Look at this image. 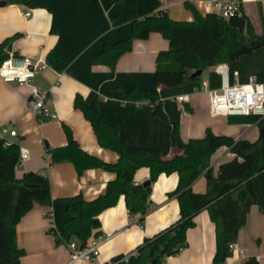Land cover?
I'll return each instance as SVG.
<instances>
[{
  "label": "crops",
  "instance_id": "obj_1",
  "mask_svg": "<svg viewBox=\"0 0 264 264\" xmlns=\"http://www.w3.org/2000/svg\"><path fill=\"white\" fill-rule=\"evenodd\" d=\"M242 10L253 22L258 21V9L264 14V0H240ZM0 44L10 45L6 57L29 56L42 59L53 52L64 62V68L55 71L48 65L34 78L39 89L45 90V105L54 113L52 120L37 121L27 105L29 89L0 81V127L15 131L10 139L18 149L27 150V158L13 168L16 178L27 172L45 175L50 186V204L33 203L15 225L17 246L24 252L18 264H103L112 256L134 251L144 238L151 237L176 221L178 201L168 194L175 189L177 175L160 173L149 181V169L141 167L132 175V182L148 180V206L142 215L129 214L123 196L96 217L99 220L98 255L91 262H68L64 241L57 242L63 221V199L81 194L92 199L103 192L106 182L114 177L111 172L92 168L77 175L69 162L45 167L49 162L47 149L66 144L62 126L83 152L94 155L105 163H114L117 155L101 148L89 123L72 101L79 95L84 103H95L100 117L117 125L119 140L124 144L145 146L159 151L161 160L170 159L177 150L170 146L171 129L175 123L183 142L202 138L208 128L215 135H227L233 140L254 142L259 137L257 121L238 118L231 121L225 116H211L207 111L206 91L221 86V76L213 66L201 70L197 77L178 86L167 88L153 84L155 57L168 48L160 34L150 33L146 40H134L130 49L116 60L112 68L94 63L105 43H115L130 35L129 23L109 19L115 12L113 0H32L33 6L18 5L12 0H0ZM159 10L175 21H191V8L200 15L214 13L204 0H158ZM29 12L23 17L22 13ZM236 76L231 83H245L249 77L264 71V46L248 56H241L227 64ZM205 74L203 76V73ZM192 71L191 73H193ZM204 83V85H203ZM156 88L166 119L155 118L145 101L126 97L130 88ZM177 96H184L183 110L178 109ZM1 144V140H0ZM48 156V157H47ZM242 158L223 146L209 158L208 166L217 177L223 166L231 168ZM259 164L264 165V159ZM252 190L257 203L249 206L246 220L234 240L240 250L232 251L222 264H240L254 256L264 264V170L252 178ZM194 192H204L203 174L192 180ZM48 213V215H46ZM193 224L185 230V245L176 253L165 256L161 264H213L215 230L206 209L194 213Z\"/></svg>",
  "mask_w": 264,
  "mask_h": 264
},
{
  "label": "trees",
  "instance_id": "obj_2",
  "mask_svg": "<svg viewBox=\"0 0 264 264\" xmlns=\"http://www.w3.org/2000/svg\"><path fill=\"white\" fill-rule=\"evenodd\" d=\"M238 12L229 18L218 17L214 13L200 15L191 8L192 20L181 22L168 18L159 10L158 0H113L115 12L109 19L118 24L129 23L130 35L115 43H105L93 62L112 68L116 60L130 49L134 40H146L150 33L160 34L168 42L165 51H159L154 61L153 84L172 88L187 82L192 71L206 67L229 64L241 56H248L255 49L264 46V14L258 9L257 25L242 10L240 0ZM18 5L33 6L32 0H12ZM0 44V62L6 57ZM46 64L55 71L64 68V62L58 55L49 52ZM231 72L229 75V83ZM258 81H264V71L255 75ZM126 97L149 104L153 117L166 119L159 102L156 88H130ZM96 137L97 144L117 155L114 163H105L89 155L78 147L66 126H62L66 144L59 148L47 149L48 165L69 162L77 175L92 168L114 174L106 182L103 192L92 199H84L77 193L63 199V221L56 240H74L82 246L98 234L97 214L113 205L119 195L125 200L129 214H138L140 219L148 206L150 186L135 184L132 175L141 167L149 169V181L160 173H176L175 189L169 196L178 201V215L175 222L161 229L151 237H146L135 247L134 254L120 264H161L165 256L176 254L185 245V230L193 224L195 212L206 209L213 222L214 253L213 264H222L230 255L227 243L234 241L238 229L246 220L249 206L257 203L252 190L251 178L264 170L259 162L264 159V118L256 116L243 118L257 121L259 137L254 142L244 139L237 141L227 135H215L208 128L202 138H191L183 142L178 134L177 125L171 129L170 146L178 153L168 160H161L158 150L123 144L117 136V125L103 120L95 103L86 104L79 95L72 101ZM238 118H229L234 121ZM227 147L242 158L239 164L231 168L223 166L219 175L214 177L208 166L210 156L220 147ZM19 158L18 145L0 144V264H18L24 252L17 246L15 225L34 202L49 205L50 186L45 175L27 172L16 178L13 168ZM203 174L206 181L204 192L191 189L192 180ZM47 215V213H46ZM121 254L112 256L118 258ZM104 264V263H103ZM240 264H259L254 256H248Z\"/></svg>",
  "mask_w": 264,
  "mask_h": 264
},
{
  "label": "built area",
  "instance_id": "obj_3",
  "mask_svg": "<svg viewBox=\"0 0 264 264\" xmlns=\"http://www.w3.org/2000/svg\"><path fill=\"white\" fill-rule=\"evenodd\" d=\"M206 6L218 17L229 18L238 12V4L232 0H204ZM23 17L29 16V12L22 13ZM47 67L46 62L40 59H32L29 56L16 58L8 55L0 62V81L12 83L17 86L26 85L29 89L27 95V105L35 115L38 122L52 120L54 113L45 105L47 93L39 89L34 78L41 70ZM214 70L221 76V86L218 89L206 91L207 111L211 116H225L228 118H249L256 116L258 119L264 118V81H258L255 76L249 77L245 83H229V67L226 63L213 66ZM232 78L236 76L231 72ZM204 85V83H203ZM175 101L178 109L183 110V103L186 102L184 96H177ZM15 135L13 129L0 127V140L3 146H9L13 142L10 138ZM19 158L16 166L28 156L27 150L18 149ZM48 157V156H47ZM49 166L48 162L45 167ZM48 215V213H47ZM68 251V262H91L98 255L97 238L91 239L84 245L79 246L74 240L65 242ZM232 251H238L234 241L227 243ZM134 251L121 254L118 258H111L104 264H120L127 261Z\"/></svg>",
  "mask_w": 264,
  "mask_h": 264
},
{
  "label": "water",
  "instance_id": "obj_4",
  "mask_svg": "<svg viewBox=\"0 0 264 264\" xmlns=\"http://www.w3.org/2000/svg\"><path fill=\"white\" fill-rule=\"evenodd\" d=\"M3 4H4V2H0V6H2ZM10 48H11V46H10V45H7V47H6V52L10 51ZM200 74H201V70H196V71H194L193 73L190 74V77H191V78H194V77L199 76ZM260 132H261L262 134H264V129H260ZM142 185H144V186L149 185L148 180L143 181V182H142Z\"/></svg>",
  "mask_w": 264,
  "mask_h": 264
},
{
  "label": "rangeland",
  "instance_id": "obj_5",
  "mask_svg": "<svg viewBox=\"0 0 264 264\" xmlns=\"http://www.w3.org/2000/svg\"><path fill=\"white\" fill-rule=\"evenodd\" d=\"M254 24L257 25V22H255ZM204 74H205V71H204V73H203V76H204Z\"/></svg>",
  "mask_w": 264,
  "mask_h": 264
}]
</instances>
